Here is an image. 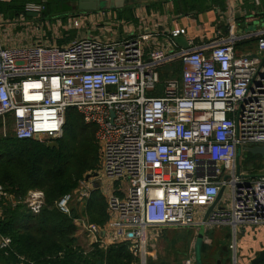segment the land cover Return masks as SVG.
I'll list each match as a JSON object with an SVG mask.
<instances>
[{
	"label": "built area",
	"instance_id": "built-area-1",
	"mask_svg": "<svg viewBox=\"0 0 264 264\" xmlns=\"http://www.w3.org/2000/svg\"><path fill=\"white\" fill-rule=\"evenodd\" d=\"M12 1L0 0V133L7 136L12 128L18 139L56 142L69 108L97 127L98 176L82 180L56 203L70 216L76 197L86 204L100 190L105 226L84 215L74 220L89 246L106 250L125 243L138 264H148L150 240L161 230L192 231L183 264H197L200 228L206 245L214 240L209 232L228 229L221 245L240 264L241 230L264 226V170L251 176L238 163L240 149L243 155L245 148L264 147V28L240 36L232 24L226 36L210 42L187 39L185 49L175 39L187 36L186 28H163L165 36L153 27L120 38L115 24L100 26L92 12L66 19H28L25 12L9 17L2 5ZM46 3H29L25 11L42 17ZM17 28L26 44L11 43ZM247 40L255 42L254 50L237 54L236 46ZM175 61L183 64L181 78L162 81L161 68ZM1 199L22 202L36 214L45 204L40 190L16 201L0 186ZM10 243L0 238L1 248Z\"/></svg>",
	"mask_w": 264,
	"mask_h": 264
},
{
	"label": "trees",
	"instance_id": "trees-1",
	"mask_svg": "<svg viewBox=\"0 0 264 264\" xmlns=\"http://www.w3.org/2000/svg\"><path fill=\"white\" fill-rule=\"evenodd\" d=\"M31 1L39 4L42 2L13 0L9 4H3L2 11L9 17L17 16L25 12L27 3ZM54 2L58 5L60 1L47 0L42 18L60 16L66 19L65 15L59 14V11L53 8ZM184 2L182 14L194 10L203 12L213 6L225 9L226 0ZM209 2L211 4H208ZM134 5L133 0H126L122 9L113 11L117 12L119 18L133 20ZM74 11L80 12L77 7ZM72 13L74 12L70 14ZM228 30L229 28L226 34ZM59 43L62 44L63 41ZM182 71L181 61L172 62L161 68V79L162 81L180 79ZM96 133L97 127L86 123L75 108H69L66 112L63 136L56 141L58 147L49 146L50 141L18 139L11 129L7 136L0 133V186L3 191L14 196L16 201H23L32 190L42 191L45 198V204L38 214L33 213L22 202L14 204L5 199L0 200V238L6 237L11 240L9 246L0 247V264L138 263L125 243L111 245L106 250L94 245L90 251H86L81 246L83 237L78 234V228L74 224V220L80 218V214L73 210L69 216L56 207L62 196L74 191L87 174L99 169L100 147ZM261 168L258 167L254 174ZM82 212L91 223L105 226L108 220L107 203L100 190L96 189L93 192ZM181 231L183 234L176 233L180 237L171 241V249L180 255L186 241L188 243L190 238H193L192 231ZM179 240L182 241L181 244H178ZM209 252V245L203 244L204 264L211 262L207 255Z\"/></svg>",
	"mask_w": 264,
	"mask_h": 264
},
{
	"label": "crops",
	"instance_id": "crops-1",
	"mask_svg": "<svg viewBox=\"0 0 264 264\" xmlns=\"http://www.w3.org/2000/svg\"><path fill=\"white\" fill-rule=\"evenodd\" d=\"M184 1L186 0H141L140 3L133 7V20L119 18L117 12L113 10L92 12L88 15H91L92 19L98 20L100 26L115 24L116 26L114 28L120 38L139 36L142 32L152 29L153 27H159V30L162 32L163 28L173 29L177 26L186 28L188 32L187 36L182 37L193 39L197 45L218 39L220 36H226L228 33L223 34L220 29L226 23L236 25L238 30L240 27L248 31H250V28L251 31L264 28V21L262 22L261 20L264 18V0H258V3L256 0H241L242 5L239 7H237L234 0H226L225 3L228 5V10L226 8L224 12L216 9L217 6H213L211 9L209 8L203 12L194 10L182 14L181 11L184 9ZM29 3L36 2L31 1ZM208 4L211 3L209 2ZM193 12H195V14ZM215 27L218 28L219 32H215ZM213 32H215V34H213ZM91 34L93 36H98L99 33L97 34V32L92 30ZM162 34L166 36L168 34L167 30L163 31ZM77 35L78 33H76L75 36L70 34V37L74 38ZM155 40L157 41L158 38ZM153 43L154 41L149 42V45L146 47L147 51L153 48ZM169 231H172L173 234L182 232L181 230L175 229H163L160 231L159 237L162 235L164 236ZM153 233L154 232H151V234ZM227 236L228 232L221 240L227 241ZM82 237H84V235ZM89 244L90 242L88 240L86 251L91 249ZM263 250L264 226L249 227L241 230V233L238 235L237 247V258L240 264H251ZM207 255L211 261L209 264L234 263H232V260H229V255L234 256V254L228 250H224V247H221L219 250L216 248L214 252H209ZM262 264H264V262Z\"/></svg>",
	"mask_w": 264,
	"mask_h": 264
},
{
	"label": "rangeland",
	"instance_id": "rangeland-1",
	"mask_svg": "<svg viewBox=\"0 0 264 264\" xmlns=\"http://www.w3.org/2000/svg\"><path fill=\"white\" fill-rule=\"evenodd\" d=\"M51 1H54V0H51ZM59 1L60 2L58 3V5L55 2L53 3L54 4L53 8L56 11H59V14L65 15L66 16L65 18H68L71 12L77 13L74 10H76V7L78 5L77 4L78 0H59ZM133 2H135L134 6H136L138 3L141 2V0H133ZM224 8L225 9L217 7L216 9H219L222 12L226 11V8L228 10L227 3H225ZM25 13H26V16L28 19L37 18L38 16H39V18H42L40 15V12L25 11ZM56 14H58V13H56ZM261 20L263 22L264 18ZM218 25H220V24H218ZM230 26H232V23H230V24L226 23L225 25L222 26V28H220L221 31L223 32V34L224 33L226 34L227 28ZM263 26H264V24H263ZM22 30H23V28H22ZM22 30L17 28L18 32L17 31L15 32L13 40L11 41L12 44H14L15 41H17V42H15L16 44L17 43H19V44H26L27 43L26 37H25L26 39L23 36L18 38V36L16 35L17 33H21ZM249 30L251 31V28ZM217 31L219 32L218 28L215 27V32H217ZM77 32H78L77 30H73L70 32V34H72V36H75V34ZM215 32H213V34H215ZM246 32H248V30L247 29L245 30L243 27H240L238 30V34L240 36L245 35ZM90 37H92L91 34H90ZM255 46H256L255 42L252 40H247L245 42H241L236 46L237 54H241L243 52L244 53L250 52V51L254 50ZM11 130H12V128H11ZM240 164H241L242 169L244 171H247L249 173V175L252 176V175H254V172H256L258 167H262V168L259 171H257V173L262 172L264 170V157L259 155V154H252V153L247 152V153H244L242 155V157L240 159ZM84 179H86V176ZM105 179H106L104 181L105 185H109L110 180L108 178H105ZM93 192L91 193V196H92ZM84 206H85V203L82 202L79 199V197H76L74 199V202L71 205L72 209L74 211H77L78 214H80V217L83 216L82 210L84 209ZM85 219L87 222L91 223V221L89 220L88 217L85 216ZM227 232H228V229H216V230H213L212 232L208 233L209 237L214 239L212 241V244H209L210 252H214L216 248H217V250H219L222 247L221 244H223V242H225V241L221 240V238ZM187 233H189V232H187ZM179 234H183V233H179ZM179 237L180 236L178 234H176V233L173 234L172 231H169L164 236L162 235L161 237H157L153 241L150 240L151 243L149 244L150 247H149L148 264H155V263L164 264V262H166L167 264H183V260L186 257L188 250H189V246L192 245L191 243L193 242V240L190 238V242L187 243V241H186L185 246L183 247L182 253L180 255V253L177 254V251H174V249H171V245H172L171 241H174V240L178 239ZM88 240H89L88 236H85V235L81 239V246L83 245V247L85 249L88 247ZM180 240L178 241V244L182 243V241L180 242ZM178 244L176 245L177 247H175L176 250L178 248ZM202 258H203V254H202ZM229 260H232V263H233V255L232 256L229 255Z\"/></svg>",
	"mask_w": 264,
	"mask_h": 264
},
{
	"label": "water",
	"instance_id": "water-1",
	"mask_svg": "<svg viewBox=\"0 0 264 264\" xmlns=\"http://www.w3.org/2000/svg\"><path fill=\"white\" fill-rule=\"evenodd\" d=\"M77 8L80 12H99V11H108V10H119L122 9L125 4L126 0H78L77 2ZM195 14V12H193ZM176 43L185 49L189 48V44L187 42V39L185 37H178L175 39ZM36 141H40V139L37 137L35 138ZM49 146L51 147H58V142H50ZM246 152L252 153V154H259L264 156V147H255V148H245ZM242 155V149L238 152V163L240 161ZM98 173L95 172L92 175L86 176V180H89L92 177H97ZM223 194V190L220 192L216 203L214 206L210 207L206 213V216L204 218V221L207 220L209 214L212 212L214 207L217 205V203L220 201ZM204 234L205 229L204 227H201L197 236L196 244H195V252H196V262L197 264H203V258H202V247L204 243ZM224 250H227L226 247H224ZM264 262V250L259 253V255L252 261L251 264H262Z\"/></svg>",
	"mask_w": 264,
	"mask_h": 264
}]
</instances>
